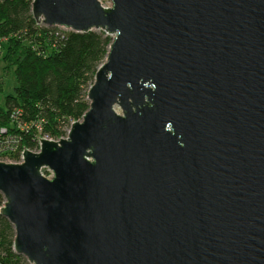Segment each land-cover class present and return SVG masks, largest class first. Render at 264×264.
<instances>
[{
	"label": "water",
	"instance_id": "obj_1",
	"mask_svg": "<svg viewBox=\"0 0 264 264\" xmlns=\"http://www.w3.org/2000/svg\"><path fill=\"white\" fill-rule=\"evenodd\" d=\"M105 1L33 0L38 25L112 41L67 136L0 162L15 252L264 264V0Z\"/></svg>",
	"mask_w": 264,
	"mask_h": 264
},
{
	"label": "trees",
	"instance_id": "obj_2",
	"mask_svg": "<svg viewBox=\"0 0 264 264\" xmlns=\"http://www.w3.org/2000/svg\"><path fill=\"white\" fill-rule=\"evenodd\" d=\"M32 3L0 0V42L7 40L3 58L17 82L0 105L1 157L13 162H20L26 149L37 152L41 139L65 138L83 118L90 107L88 90L112 41L102 31L76 33L38 25ZM4 202L0 194V209ZM14 240L13 225L0 214V264H29L15 252Z\"/></svg>",
	"mask_w": 264,
	"mask_h": 264
},
{
	"label": "rangeland",
	"instance_id": "obj_3",
	"mask_svg": "<svg viewBox=\"0 0 264 264\" xmlns=\"http://www.w3.org/2000/svg\"><path fill=\"white\" fill-rule=\"evenodd\" d=\"M102 1L105 6H110V2L105 0ZM6 42L7 40L0 42V81L3 83V91L0 92V105L4 103L5 97L14 93V88L17 87L15 71L13 68L6 69V63L3 58L6 51V47H4L3 44ZM5 45H7V43ZM51 175L48 177H51Z\"/></svg>",
	"mask_w": 264,
	"mask_h": 264
},
{
	"label": "built area",
	"instance_id": "obj_4",
	"mask_svg": "<svg viewBox=\"0 0 264 264\" xmlns=\"http://www.w3.org/2000/svg\"><path fill=\"white\" fill-rule=\"evenodd\" d=\"M63 30V29H62ZM1 132L3 133L4 132V130H1ZM39 151V150H38ZM2 152V150H1V144H0V162H4V163H8V164H14V163H21L22 162V154H23V152H22V154H21V161L20 162H13L11 159H9V158H2L1 157V153Z\"/></svg>",
	"mask_w": 264,
	"mask_h": 264
}]
</instances>
